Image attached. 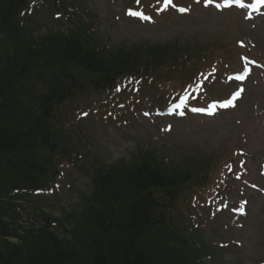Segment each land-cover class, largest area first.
<instances>
[{"label":"trees","instance_id":"1","mask_svg":"<svg viewBox=\"0 0 264 264\" xmlns=\"http://www.w3.org/2000/svg\"><path fill=\"white\" fill-rule=\"evenodd\" d=\"M33 1L0 0V264H227L191 206L214 191L225 145L165 154L149 145L107 163L90 157L67 116L125 76L172 86L204 64L179 70L172 42L109 49L80 15L76 29L37 33ZM59 165L89 172V190L58 215L28 207L32 192L58 182Z\"/></svg>","mask_w":264,"mask_h":264},{"label":"rangeland","instance_id":"2","mask_svg":"<svg viewBox=\"0 0 264 264\" xmlns=\"http://www.w3.org/2000/svg\"><path fill=\"white\" fill-rule=\"evenodd\" d=\"M142 1L149 10L153 0ZM84 2L85 11L95 19V31L107 41L109 49L172 42L183 45L187 51L204 48L209 54L207 60L212 57L211 49L215 53L223 52L222 58L216 60L220 69L205 83L207 92L212 94L211 100L224 98L236 88L237 84L231 85L233 81L228 75L241 70L243 55L261 62L262 67L254 69L246 83L243 97L228 110L218 108L205 115H196L189 109L181 118H159L154 112L163 108L167 97L158 99L156 86H167L127 81L120 85L121 89L117 87L95 102L91 99L79 101L73 106L70 118L86 134L88 149L107 162L148 143L168 150L178 147L183 151L196 145L207 148L208 143L217 148L225 145L229 151L243 147L238 155L232 154L231 159L237 166L220 181L210 208L197 204L192 210L207 214V227H210L209 232L214 231V236L216 234L215 243L221 245L222 241L225 255L219 258L220 263L264 264V12L248 19L237 9L218 12L210 6L192 2L186 13L169 11L149 24L125 15V5L132 0ZM39 19L43 20L38 23L41 33L48 27L60 29L57 24L42 17ZM64 22V25H72L69 17L65 16ZM238 40L244 41L245 46L240 47ZM182 87L178 89L182 91ZM117 102L119 106L113 107ZM105 105L114 108V116L119 118L123 114L127 121H113ZM82 112L87 115L83 116ZM167 123L173 124L170 130L166 129ZM89 179V172L68 169L56 190L58 196L45 194L44 206L58 214L72 208L81 193L89 190ZM207 194L198 196L204 200ZM9 240L16 243L14 239ZM7 242L5 240L3 248L8 246ZM17 244L20 247L21 241L17 240Z\"/></svg>","mask_w":264,"mask_h":264},{"label":"snow or ice","instance_id":"3","mask_svg":"<svg viewBox=\"0 0 264 264\" xmlns=\"http://www.w3.org/2000/svg\"><path fill=\"white\" fill-rule=\"evenodd\" d=\"M138 2H139V0H138ZM209 2H211V0H209ZM171 4H172V0H166L165 8H167V6H168V5H171ZM179 11H181V12H187V11H189V9H187V8H181V9H179ZM130 14H131V15H134V16H139V17H141V18H143V19H150V17L144 16V14L141 13V12H132V13H130ZM238 78H239V79H244L243 76L238 77ZM243 91H244L243 88L239 89V91H238L237 93L234 94V98H233V100L226 101L225 104H224L223 106H224V107H228V106H232V107H234V106H235L234 100H235V99H238L239 96L242 94Z\"/></svg>","mask_w":264,"mask_h":264}]
</instances>
